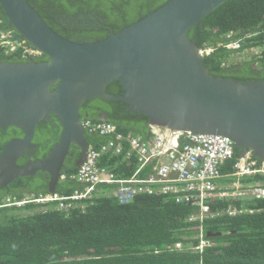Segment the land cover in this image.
<instances>
[{
	"label": "trees",
	"instance_id": "16d2710c",
	"mask_svg": "<svg viewBox=\"0 0 264 264\" xmlns=\"http://www.w3.org/2000/svg\"><path fill=\"white\" fill-rule=\"evenodd\" d=\"M168 1L28 0L52 29L79 43L106 39ZM0 30H11L22 38L8 27L1 6ZM189 37L199 48L214 47L213 53L204 57L205 65L214 75L235 80L245 77L243 81L264 80V0H226L192 28ZM237 40H242L241 48L226 46ZM245 51L255 53L249 59L232 60ZM44 57L47 58L36 61L48 59ZM0 61L29 60L0 48ZM107 90L111 94L123 93L118 81L109 84ZM98 103L111 106L106 120L120 132L143 140L150 138L149 125L143 128L134 125L143 120L148 123L147 115L127 110L123 101L99 97L88 100L82 107ZM81 116L83 120H102L99 115H85L82 111ZM47 125L53 131L52 139L58 140L61 125L57 117L52 115ZM89 134L92 135L89 143L95 145L109 140L106 136ZM2 148L0 142V153ZM100 165L118 179H129L138 162L135 156L107 153ZM77 170L76 166H66L63 172L70 174ZM233 170V162L223 167L225 174ZM225 177L221 180L224 185L234 180ZM243 182L264 183V174L246 176ZM83 187L76 180H66L56 191L71 195ZM115 192V184H101L91 198L69 200L67 207H61L56 200H33L48 194V190L31 194L32 197L13 191L3 194L0 205L8 197L30 201L20 206H0V264H264V198H213L209 201L213 216L201 222L190 219L197 208L177 202L173 194L142 192L122 203ZM243 202L253 209L252 213L223 212L230 204L239 206ZM201 227L210 242L202 252L194 249L200 242ZM176 242H182L184 249H167L166 246Z\"/></svg>",
	"mask_w": 264,
	"mask_h": 264
},
{
	"label": "water",
	"instance_id": "95a60500",
	"mask_svg": "<svg viewBox=\"0 0 264 264\" xmlns=\"http://www.w3.org/2000/svg\"><path fill=\"white\" fill-rule=\"evenodd\" d=\"M225 1L170 0L106 39L79 43L52 29L28 0H0L8 27L48 56L0 61V127L14 126L27 135L0 154V190L43 171L50 178L49 192H56L70 147L88 140L80 108L97 97L125 102L126 109L147 115L150 127L224 135L239 155L251 149L264 159V80L214 75L189 37ZM114 81L122 94L107 91ZM52 114L61 125L52 153L18 165L37 125Z\"/></svg>",
	"mask_w": 264,
	"mask_h": 264
},
{
	"label": "built area",
	"instance_id": "2783aa9c",
	"mask_svg": "<svg viewBox=\"0 0 264 264\" xmlns=\"http://www.w3.org/2000/svg\"><path fill=\"white\" fill-rule=\"evenodd\" d=\"M14 37L12 31L0 30V48H4L15 57L35 58L42 55V51L28 40ZM226 46L239 49L242 40L228 43ZM213 51L212 46L199 48L202 57L212 54ZM83 126L91 133L109 137L102 145L89 144L86 158L77 172L61 176L65 180H77L84 187L75 190L71 195L55 192L41 195L33 199L34 201L56 200L60 201L61 207H67L69 200L91 198L101 184H115V193L122 203L129 202L137 193L142 192L173 194L177 202L189 203L197 208L191 220L199 219L203 222L204 219L213 216L209 203L213 198L232 197L239 200L264 198V183L247 185L243 182L246 176L264 174V159L257 158L251 149L239 155L233 141L227 136L182 132L162 127L163 132L160 135L152 131L150 138L143 140L131 133L123 134L114 123L106 120L87 119L83 121ZM107 153L135 156L138 167L133 176L129 179H118L107 168L101 166V158ZM230 162H233L234 170L231 174H225L223 167ZM145 172L147 173L143 175ZM225 176L234 178L231 184H223L221 180L225 179ZM27 201L30 199L16 200L8 197L0 206H20ZM223 212L237 215L252 213L253 209L243 202L239 206L230 204ZM199 236L200 242L194 249L202 252L210 242L205 239L202 227ZM166 247L184 249L182 242Z\"/></svg>",
	"mask_w": 264,
	"mask_h": 264
},
{
	"label": "flooded vegetation",
	"instance_id": "af4514ba",
	"mask_svg": "<svg viewBox=\"0 0 264 264\" xmlns=\"http://www.w3.org/2000/svg\"><path fill=\"white\" fill-rule=\"evenodd\" d=\"M9 31H11V30H9ZM43 58H47V57H44V54H43V55L36 57V58H33V59H30V58H27V59L31 61V60L43 59ZM228 77H231V76H228ZM239 80H245V77L239 78ZM110 108H111L110 105H105L103 103L89 104L85 108H83V107L80 108V114H81V111L85 115H91V114L95 115L96 114V115H99L100 117L107 114L108 115L107 118H108L109 113H110ZM50 119H51V117H50ZM50 119L41 122L40 127H38L39 124L37 125L33 139L30 141V143H28L29 145L24 148V152L21 155H19V157L16 160V163L18 165H20L22 167L29 166L30 163H37L41 160L47 159L49 157V155L52 153V151L54 149V145L58 142V140L52 139L53 131H52L51 127H49L47 125V122H49ZM139 120L140 119H138V121ZM82 122H83V120H82ZM147 122L148 123L144 122V120H143V121H139L140 125L137 124V122H135L134 125L136 127L140 126L142 128L147 126V125H149V127H150L149 120ZM83 128L86 132L88 140L82 144H73L70 147V155L67 159L66 166L78 167V166H80L79 164L82 163V161H84L86 158L87 151H88L89 144H90L89 142H90V139L92 138V135L87 134L89 131L86 130V128L84 126H83ZM26 138H27L26 133L20 128H17L14 126H8L6 128L0 127V142L3 144L2 150H4V148L7 146V144L11 141H13V140H24ZM2 150H1V152H2ZM0 173H1V169H0ZM20 179L23 182H18ZM60 184H62V183L59 182L57 184L56 190L58 189V186ZM50 187H51L50 178L48 177V174L46 172H43V171H38L34 175H27V176H24L22 178L16 179L11 184H9L8 186H6L0 190V196L8 193L10 191L23 193L24 195L35 194L38 192H43L44 190L49 191Z\"/></svg>",
	"mask_w": 264,
	"mask_h": 264
},
{
	"label": "rangeland",
	"instance_id": "374dc122",
	"mask_svg": "<svg viewBox=\"0 0 264 264\" xmlns=\"http://www.w3.org/2000/svg\"><path fill=\"white\" fill-rule=\"evenodd\" d=\"M254 53H255V52H247V51H245V52H242V53L236 54V55L232 58V60H234V59H236V60H238V59H249L250 56H252ZM151 133H152V130H151ZM27 197H32V196H31V194H29V195H27Z\"/></svg>",
	"mask_w": 264,
	"mask_h": 264
},
{
	"label": "clouds",
	"instance_id": "9594fccd",
	"mask_svg": "<svg viewBox=\"0 0 264 264\" xmlns=\"http://www.w3.org/2000/svg\"><path fill=\"white\" fill-rule=\"evenodd\" d=\"M42 55H43V54H42ZM35 58H36V57H35ZM30 59H33V58H30ZM29 61H30V60H29ZM82 120H83V119H82ZM83 121H84V120H83ZM106 121H107V120H106ZM82 123H83V122H82ZM82 126H83V124H82ZM150 131H151V127H150ZM90 133H91V132H90ZM87 134H89V132H88ZM95 134H97V133H95ZM97 135H99V134H97ZM100 136H101V135H100ZM90 144H93V143H90ZM83 162H84V161H83ZM83 162H82V163H83ZM80 166H81V165H80ZM80 166H78V169H79ZM76 172H77V171H76ZM76 172H74V173H76ZM74 173H70V174H74ZM63 174L70 175V174H68V173L62 172L61 175H60V180H59V182H61V183H63V182L66 181L65 179H62V177H61ZM67 180H71V179H67ZM76 182L79 183V184H81V183L78 182L77 180H76ZM81 185H83V184H81ZM83 186H84V185H83ZM76 190H77V189H76ZM56 192H57V191H56ZM54 193H55V192H54ZM57 193H58V192H57ZM48 194H50V192H49Z\"/></svg>",
	"mask_w": 264,
	"mask_h": 264
},
{
	"label": "bare ground",
	"instance_id": "6f19581e",
	"mask_svg": "<svg viewBox=\"0 0 264 264\" xmlns=\"http://www.w3.org/2000/svg\"><path fill=\"white\" fill-rule=\"evenodd\" d=\"M2 31L9 32V30H2ZM14 38H18V37L15 36ZM21 39H25V38L22 37ZM152 131L155 132V133H157L158 135H160L163 132V129H162V127H159V126H153L152 127Z\"/></svg>",
	"mask_w": 264,
	"mask_h": 264
}]
</instances>
